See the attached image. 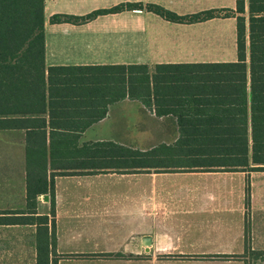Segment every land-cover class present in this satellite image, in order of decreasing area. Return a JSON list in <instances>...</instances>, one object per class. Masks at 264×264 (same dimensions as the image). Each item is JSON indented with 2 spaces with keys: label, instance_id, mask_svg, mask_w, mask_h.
<instances>
[{
  "label": "crops",
  "instance_id": "1",
  "mask_svg": "<svg viewBox=\"0 0 264 264\" xmlns=\"http://www.w3.org/2000/svg\"><path fill=\"white\" fill-rule=\"evenodd\" d=\"M119 3H141L143 8L101 14L80 24L49 20L54 14L81 16ZM226 3L43 0L44 64H144L151 73L157 64L234 61L236 57L227 58L234 55L227 46V40L231 42L227 21L235 22L232 39L236 46V0ZM146 4L178 15L209 9L232 15L179 23L146 10ZM224 22L228 31L223 29ZM164 108L155 104L152 94L141 99L126 94L109 103L102 118L80 131L64 133L77 141V147L65 153L71 156L66 168L64 155L50 166L46 154L47 180L54 174L55 204V245L48 264L53 258L57 264H245L241 255L245 250L246 171L180 163L177 151L160 146L171 145L179 136L178 107ZM100 114V108H95L93 113L72 114L64 123H83ZM40 117L45 118L48 142V112ZM181 117L190 115L183 112ZM29 129H0V211H27V177L32 171L26 153ZM95 142L115 145L109 152L113 157L104 159L111 164H102L101 149H92L94 157L86 158L90 154L81 145ZM35 209L36 215L48 216L50 229L48 193L37 196ZM39 231L43 232L42 224L36 222L0 224V264H37ZM261 236L264 230L251 229V249L264 250L255 245Z\"/></svg>",
  "mask_w": 264,
  "mask_h": 264
},
{
  "label": "trees",
  "instance_id": "2",
  "mask_svg": "<svg viewBox=\"0 0 264 264\" xmlns=\"http://www.w3.org/2000/svg\"><path fill=\"white\" fill-rule=\"evenodd\" d=\"M142 8L141 3H119L81 16L54 14L49 20L80 24L101 14ZM145 9L179 23L232 15L231 11L220 15L218 9L178 15L156 4H146ZM235 12L236 60L157 64L150 73L144 64L46 67L43 0H0V129L30 128L26 153L32 169L27 177V211H0V224H42L43 232L37 233V264H48L55 245L54 174L48 181L47 156L54 166L64 155L66 168L71 156L65 153L76 148L77 141L64 133L80 131L102 118L107 105L126 94L136 99L152 94L162 111L164 106L178 107L179 136L171 145L160 146L177 151L180 163L222 166L229 171L264 170V0H246V4L236 0ZM95 108H100V115L83 123H64L72 114L93 113ZM46 112L48 142L45 118L40 117ZM183 112L190 118H182ZM114 147L111 142H95L80 148L89 154L101 149L102 164L108 165L110 160L104 159L113 157L109 152ZM43 193L50 196V229L48 216L36 215V198ZM244 244L241 256L249 252L255 259H264V250L251 249L246 236ZM52 264H57L56 258Z\"/></svg>",
  "mask_w": 264,
  "mask_h": 264
},
{
  "label": "rangeland",
  "instance_id": "3",
  "mask_svg": "<svg viewBox=\"0 0 264 264\" xmlns=\"http://www.w3.org/2000/svg\"><path fill=\"white\" fill-rule=\"evenodd\" d=\"M226 4H230L231 0H226ZM244 16L247 17V13H244ZM231 23V42L227 40V46L230 45L229 51L233 52L234 55H228L227 58H237V50L234 45L233 32L235 27V22L227 21ZM247 24V22H246ZM226 31V22L223 23ZM228 27V26H227ZM215 32L217 29H213ZM215 32H212L210 35H214ZM245 185H244V201H245V226H244V236H246L249 247H250V232L252 228H258L259 230H264V170L258 171H246L245 172ZM248 193V205H246V194ZM255 245H260L264 247V236H261L258 239V242L255 241ZM226 257V256H225ZM237 257V256H235ZM245 264H264V259H255L253 255L249 252L245 253L244 258ZM164 264H178L171 261H166Z\"/></svg>",
  "mask_w": 264,
  "mask_h": 264
},
{
  "label": "water",
  "instance_id": "4",
  "mask_svg": "<svg viewBox=\"0 0 264 264\" xmlns=\"http://www.w3.org/2000/svg\"><path fill=\"white\" fill-rule=\"evenodd\" d=\"M45 197L47 198V195H45Z\"/></svg>",
  "mask_w": 264,
  "mask_h": 264
}]
</instances>
